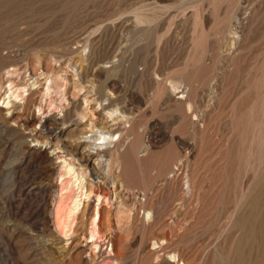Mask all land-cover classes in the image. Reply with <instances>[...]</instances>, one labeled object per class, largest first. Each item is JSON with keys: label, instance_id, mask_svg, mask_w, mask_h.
Returning <instances> with one entry per match:
<instances>
[{"label": "rangeland", "instance_id": "374dc122", "mask_svg": "<svg viewBox=\"0 0 264 264\" xmlns=\"http://www.w3.org/2000/svg\"><path fill=\"white\" fill-rule=\"evenodd\" d=\"M137 12L152 20L137 22ZM64 70L77 72L71 75L82 88L71 96V85L64 103L55 95L67 119L76 118L83 94L96 107L113 92L106 108L131 110V135L139 147L149 145L146 156L137 155L124 135L112 171L127 210L123 230L101 223L105 243L115 244V264H173L171 253L184 264H231L239 248L249 251L241 241L251 226L264 237V0H0V100L10 78L24 85L33 72L42 82ZM170 79L190 88L192 110L175 103ZM38 88L24 103L14 100L11 114L0 108V264L106 262L111 257L86 242L87 217L77 219L67 240L53 228L57 158L26 132L39 122L37 104L47 107ZM116 123L110 126L129 122ZM69 129L63 148L74 150L70 139L80 133ZM180 156L185 165L178 170ZM107 182L99 187L110 192ZM139 196L152 209L148 223ZM162 239L167 243L152 247Z\"/></svg>", "mask_w": 264, "mask_h": 264}, {"label": "bare ground", "instance_id": "6f19581e", "mask_svg": "<svg viewBox=\"0 0 264 264\" xmlns=\"http://www.w3.org/2000/svg\"><path fill=\"white\" fill-rule=\"evenodd\" d=\"M135 17L137 22H148L152 20V17L141 12H137ZM234 20L235 24L233 27H230V33L233 37V40H236V38H238L239 36L238 26L241 22V17L237 16ZM16 67L17 66L12 69H7V73L11 74V72L16 71ZM46 67L48 68V70H50V68H53L51 64H46ZM34 74V72L33 75L31 74L33 79L26 84L24 83V85H16L17 83H13V79V81L11 80V78L8 79V84H6L8 85V94L6 91L7 95L5 94L6 96H3V98L0 100V108H4V112L8 115L11 114L13 111V101L17 100L23 102L26 98V95L29 94L33 88L39 87V96L44 99L48 97V100L46 101V109L43 108V104H37L36 109L38 108L37 116L39 118V122L37 124L30 122L32 125H29L30 127L26 132H28L29 136H31V142L34 141L33 145L43 146L44 148L48 147V155H54V157L57 158L56 162L58 164L56 168V184L54 189L55 195L53 197L51 205L53 228L60 237L63 236L66 238L65 240H67L72 236L73 231H75L74 225L76 221H78L77 219L79 217H87L88 229L87 234L85 235L86 242H90L92 249H94L95 251L103 249L107 253V255L111 257V259H108V261L101 262L99 264H115L114 260L112 259L113 255H118V253L114 249L115 244H113L112 241L109 242V240H107V242L105 243L106 235L101 230V223L103 222V220H106V222L111 223V226L114 230H123L125 227L123 225L125 224L124 212L127 210L123 208V201H121V199L117 200L118 195L114 188L118 182V179L116 177L117 174H114V166L116 162L121 158V149L123 147H121V140L124 135H127L129 137V140H131L132 142L130 145V150L132 152L136 151L137 155H145L149 148V145L145 144L143 147H139V136L135 135L134 133L131 135L130 119L132 116H134L131 114V110L127 113L125 110L120 109L117 105L106 108L113 100V92L112 95H107L106 98H104L105 100L98 101L96 107L92 106L91 104L92 98H90L88 94H83L82 100L79 101L80 107L76 112V118L69 120L66 118V107L62 106L61 104H57V97L55 95H58V100L60 99L61 101L59 103H62L63 100L67 99L66 93L70 91L71 85L73 87L70 91L71 96H74L78 93L79 90L82 89L81 87H79V82L76 81L72 76L73 74H77V72H73L72 74V72H68L66 70L62 72L53 71L48 75L45 74L44 80L42 82H39V77L37 75L34 76ZM4 76L5 74L3 75V77ZM167 88L174 93L179 92L175 95V103L180 104V102H182L186 110H192V106L195 101L193 102L191 97L186 98L190 88L185 85L183 80L170 79ZM214 90L215 89L210 91L213 92ZM211 95L213 96L214 94ZM210 98L207 100H210ZM210 105L211 108H213L212 101ZM57 106H60L59 110ZM207 108H209V106ZM12 120H16L15 117H12ZM118 120L129 123H126L127 127L123 126L121 128L110 126L111 124L118 122ZM68 128H70L69 131L73 132L75 130H78V132L80 133L77 138L70 139L71 143L76 144V146L74 145V150L63 148L64 146H66V143H64L63 141L65 139L63 135L64 131ZM45 130L49 134L44 139L40 138L41 134L43 135ZM59 142L61 144H59ZM62 144L63 146H61ZM105 152L109 153V156H104ZM139 152L142 153L139 154ZM91 159L92 162H90ZM184 160L185 159H183L181 156L178 157L174 165L176 166L175 168L179 170L181 165H185V163L183 162ZM186 166L188 167V165ZM178 172L179 171H177V173ZM182 172L184 173L185 169L184 171L182 170ZM176 175L177 174L175 173V176ZM184 177L185 180L183 178V183L185 184L184 186H186L185 194L191 195L193 189L192 178L188 172L184 173ZM103 179L108 180V186L111 190L110 192L100 189L99 186L101 185ZM120 185H122V183ZM143 190L144 195L146 194V189ZM140 198L141 200L139 202L143 205L145 197L143 196ZM112 204H114L113 207H110V209L106 208L107 206H112ZM142 207L141 219L144 223H148L154 216L152 215V209L146 208L144 207V205ZM135 209L136 208L134 207L133 210ZM139 209H141V207ZM126 217H132V215L128 214L126 215ZM257 229V226H251L249 233L245 235L244 238H242L241 242H244V244L246 243L249 251L246 252L242 247L239 248V250L236 251V257L231 264H264V253L260 251L261 247L264 246V237H259ZM107 231L109 230H106V232ZM164 243H167V241L164 239L153 240L151 245L153 248H158L161 247V245ZM260 244L262 245L258 248V245ZM255 248L256 251H252V249ZM169 259L173 261V264H184V262L179 259L177 253H171L169 255Z\"/></svg>", "mask_w": 264, "mask_h": 264}, {"label": "built area", "instance_id": "2783aa9c", "mask_svg": "<svg viewBox=\"0 0 264 264\" xmlns=\"http://www.w3.org/2000/svg\"><path fill=\"white\" fill-rule=\"evenodd\" d=\"M248 0H243V6H246V2H247Z\"/></svg>", "mask_w": 264, "mask_h": 264}]
</instances>
